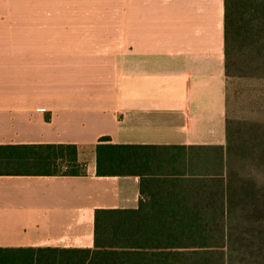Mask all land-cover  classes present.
<instances>
[{
	"label": "crops",
	"instance_id": "1",
	"mask_svg": "<svg viewBox=\"0 0 264 264\" xmlns=\"http://www.w3.org/2000/svg\"><path fill=\"white\" fill-rule=\"evenodd\" d=\"M223 26L224 0H0V146L73 145L84 169L0 174V248L215 258L182 250L181 207L224 161ZM103 137L146 147L138 172L96 176Z\"/></svg>",
	"mask_w": 264,
	"mask_h": 264
},
{
	"label": "trees",
	"instance_id": "2",
	"mask_svg": "<svg viewBox=\"0 0 264 264\" xmlns=\"http://www.w3.org/2000/svg\"><path fill=\"white\" fill-rule=\"evenodd\" d=\"M223 29L226 79L264 83V0H224ZM225 139L218 174L192 181L196 206L181 207L182 220L189 221L181 247L215 257L197 264H264V120L231 117L227 94ZM106 141L95 146L96 176L138 172L146 147ZM76 154L73 145L0 146V174L80 176ZM101 259L89 250L0 248V264H106Z\"/></svg>",
	"mask_w": 264,
	"mask_h": 264
},
{
	"label": "rangeland",
	"instance_id": "3",
	"mask_svg": "<svg viewBox=\"0 0 264 264\" xmlns=\"http://www.w3.org/2000/svg\"><path fill=\"white\" fill-rule=\"evenodd\" d=\"M226 94L231 117L264 120V83L250 79L228 78Z\"/></svg>",
	"mask_w": 264,
	"mask_h": 264
}]
</instances>
